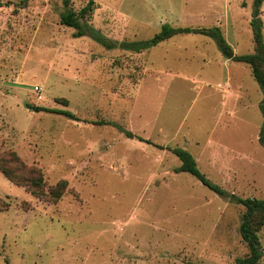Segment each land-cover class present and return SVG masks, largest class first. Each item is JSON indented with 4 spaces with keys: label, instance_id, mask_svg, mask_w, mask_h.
I'll return each instance as SVG.
<instances>
[{
    "label": "rangeland",
    "instance_id": "374dc122",
    "mask_svg": "<svg viewBox=\"0 0 264 264\" xmlns=\"http://www.w3.org/2000/svg\"><path fill=\"white\" fill-rule=\"evenodd\" d=\"M89 1L0 0V153L39 167L47 188L69 182L54 203L0 172L10 203L0 264H238L245 207L176 172L170 148L187 149L230 193L264 198V92L251 66L225 62L201 33L141 51L121 43L151 39L165 23L220 26L237 53H253L255 0H94L82 21L113 48L61 23ZM229 77L233 91L244 86L240 98L224 97ZM259 235L264 249V227Z\"/></svg>",
    "mask_w": 264,
    "mask_h": 264
},
{
    "label": "trees",
    "instance_id": "16d2710c",
    "mask_svg": "<svg viewBox=\"0 0 264 264\" xmlns=\"http://www.w3.org/2000/svg\"><path fill=\"white\" fill-rule=\"evenodd\" d=\"M69 5L70 0H65ZM94 0H90L88 4L81 10L76 11L70 9L61 14V23L76 29V36L90 35L94 39L103 43L109 48L116 46V42L107 40V38L100 35L99 31L82 21L94 9ZM264 0L254 1L253 16L251 19V26L253 29V40L255 43V51L253 53L239 54L235 52L234 47L226 38L220 26L212 27H175L169 23L162 25L161 30L151 39L140 42H122L121 45L125 48L141 51L148 49L158 43L165 41L172 36L179 33H201L208 35L216 40L225 57L234 61L244 62L251 66L252 72L258 83L261 85L264 92V36L263 27L264 22L261 17L262 6ZM1 5V2H0ZM59 102L69 104L67 98H58ZM37 110H47L51 112H58L67 115L71 118L79 120L78 116L69 110H53L45 107H37ZM260 109L264 117V98L260 103ZM106 123V122H95ZM117 125L130 138L136 137L132 131ZM143 140V138H140ZM259 142L264 146V121L259 133ZM182 161V164L176 168V172L187 171L198 177V179L215 192L222 196L237 200L245 207L242 215V222L240 225V233L242 239L248 247V253L244 257L237 259L238 264H262L264 257V249L262 246L259 232L264 227V198L255 197H239L232 194L220 185L213 183L198 167L197 160L194 155L187 149L181 147L170 148ZM0 172H2L11 182L18 186L26 188L32 195L40 199H46L54 203L58 202L66 193L69 182L66 179L59 180L56 184L50 185L47 188L46 181L42 170L37 166H29L18 153L15 151H6L0 153ZM10 206L8 202H1L0 210H6Z\"/></svg>",
    "mask_w": 264,
    "mask_h": 264
},
{
    "label": "crops",
    "instance_id": "0c3cea01",
    "mask_svg": "<svg viewBox=\"0 0 264 264\" xmlns=\"http://www.w3.org/2000/svg\"><path fill=\"white\" fill-rule=\"evenodd\" d=\"M236 52V51H235ZM237 53V52H236ZM230 60H232V59H229V58H227L226 57V60H225V62H229ZM234 61V60H233ZM233 87V83H232V78L231 77H229L228 79H227V82H226V85H225V89H224V94H225V96L224 97H231V98H240L241 96L239 95V93H238V87L240 88V89H242L243 90V88H244V86H242V85H238L237 86V91H233L231 88ZM230 113H235L234 112V110H230Z\"/></svg>",
    "mask_w": 264,
    "mask_h": 264
}]
</instances>
